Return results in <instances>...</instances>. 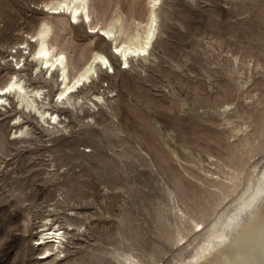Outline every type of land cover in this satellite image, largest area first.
Wrapping results in <instances>:
<instances>
[{"label":"rangeland","instance_id":"1","mask_svg":"<svg viewBox=\"0 0 264 264\" xmlns=\"http://www.w3.org/2000/svg\"><path fill=\"white\" fill-rule=\"evenodd\" d=\"M50 1L0 0V85L17 71L43 86L67 126L27 110L13 124V96L0 111V264H180L264 164V0H163L150 61L127 68L98 29L43 11ZM90 1L94 25L147 19V0ZM54 17L75 71L94 50L110 58L115 73L84 87L106 105L62 108L58 75L36 70V30ZM237 168L242 185L217 206ZM48 219L67 229L59 249L37 243Z\"/></svg>","mask_w":264,"mask_h":264},{"label":"bare ground","instance_id":"2","mask_svg":"<svg viewBox=\"0 0 264 264\" xmlns=\"http://www.w3.org/2000/svg\"><path fill=\"white\" fill-rule=\"evenodd\" d=\"M90 2V0H51L43 3V11L53 15L66 13L72 20L71 24L75 25L82 21L89 24L91 33H95L98 29L101 33L100 37L106 44L110 43L109 45L118 53L121 64H124L125 68L129 66L132 57H140L141 63H143L141 59L146 62L150 61L146 55L147 53L150 55L154 38L160 34L158 10L162 8L163 0H147L149 5L147 19L145 21L134 20L135 27L131 31H128L130 27L127 28L124 25L122 14L113 16L105 25H94ZM57 18L43 20L36 30L34 49V57L38 60L36 70H45V74L51 75V79L55 74L58 75V90L54 96L57 97V104L62 105L60 107L63 108L65 103H68L75 113L78 111L77 108L84 112V108H97L99 103L106 105L107 101L103 94L99 92L88 95L89 92L84 87L95 83V75L100 78L101 67H106L108 71H111L110 73H115L110 58L103 51L96 52L94 50L89 59L75 71L67 53L60 48L62 44L60 45L59 37L62 33L60 35V32H55L57 28L54 26ZM60 27L58 26V28ZM19 62L20 60L17 61V64ZM44 78L49 80L48 77ZM47 95L48 90L43 86H28L24 77L17 71H13L9 79L0 85V101H3L0 103V111L10 109L13 96L17 100L16 106L21 108L18 111L12 104L11 109L17 111L16 121L13 124L23 122V114H26L25 110H27L30 112L29 114L34 113L38 116L43 121L42 123L45 122L60 132L58 127L62 126L66 129L67 126L64 125L60 112L55 114L45 107L46 104L42 100L46 99ZM53 114L55 115L53 116ZM38 122L40 121L38 120ZM15 133L19 135L13 139H21L26 133L24 126H18ZM235 172L237 175H234ZM226 175L227 183L224 184L225 188H219L220 192L216 199L217 206L229 199L231 197L229 194L234 193L244 180L241 177L242 168L234 169L232 173L226 172ZM243 186L241 194L236 196L235 200H231L225 213L218 216L217 222L210 226L192 255L181 261L180 264H264V164L260 168L256 164L252 167L247 173L246 184ZM49 222L50 220L41 225L44 228L40 231L41 236L37 239V243L42 245L50 242V247L59 249L64 246L67 229L62 231L61 227H55L56 223ZM197 226H202V223H197ZM203 230L202 227L201 231ZM46 253L45 257L40 260H49L46 258L49 256V252Z\"/></svg>","mask_w":264,"mask_h":264},{"label":"snow or ice","instance_id":"3","mask_svg":"<svg viewBox=\"0 0 264 264\" xmlns=\"http://www.w3.org/2000/svg\"><path fill=\"white\" fill-rule=\"evenodd\" d=\"M0 103H3V101H0Z\"/></svg>","mask_w":264,"mask_h":264}]
</instances>
